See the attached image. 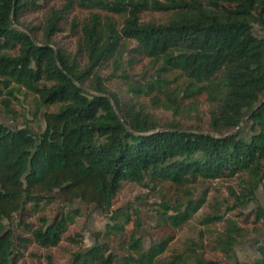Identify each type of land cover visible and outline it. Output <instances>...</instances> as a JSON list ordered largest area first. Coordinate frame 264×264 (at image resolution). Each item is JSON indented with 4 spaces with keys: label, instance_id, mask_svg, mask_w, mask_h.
Here are the masks:
<instances>
[{
    "label": "trees",
    "instance_id": "obj_1",
    "mask_svg": "<svg viewBox=\"0 0 264 264\" xmlns=\"http://www.w3.org/2000/svg\"><path fill=\"white\" fill-rule=\"evenodd\" d=\"M141 59L151 71L137 80ZM0 115L14 122L0 124V264L33 245H80L82 233L67 235L76 202L107 223L72 264H218L192 240L165 256L206 201L194 188L217 180L240 191L201 224L224 223L214 242L234 261L244 230L225 215L264 184V0H0ZM126 184L160 196V242L145 247L137 205L115 208ZM58 203L56 218L28 221ZM252 216L264 225V207ZM255 249L234 264H264V242Z\"/></svg>",
    "mask_w": 264,
    "mask_h": 264
},
{
    "label": "rangeland",
    "instance_id": "obj_2",
    "mask_svg": "<svg viewBox=\"0 0 264 264\" xmlns=\"http://www.w3.org/2000/svg\"><path fill=\"white\" fill-rule=\"evenodd\" d=\"M77 14L81 17L86 12L78 10ZM152 17H159V15L149 14L145 16L147 20L152 19ZM27 20L38 24L40 22V15H29ZM129 45L130 47L135 46L134 43H130ZM150 71L148 61L141 59L132 65L130 73L136 76L137 80H140L144 74H148ZM109 73V70L103 72L104 75H108ZM19 99L23 107L29 108L30 96L19 95ZM15 107L19 111H23V108L20 105H16V103ZM156 114L159 119L164 121L172 120L169 114L161 112H157ZM0 124H6L14 128L12 118L7 116L0 115ZM240 185L239 180L233 182L217 180L197 185L193 190V198L199 203L201 198L206 196V201L199 212L188 223L177 230L175 239L169 244L165 256L171 255L176 250H183L184 245L192 240L202 246V251L208 259H215L218 264H234L236 261L247 262L252 258H258L259 255L255 247L257 242H264V225L262 222L254 223L252 215L258 206L264 207V184L257 190L252 203L242 209L229 212L225 215L226 218L233 219L244 230V238L238 239L234 245V261L227 259L216 248L214 242L217 234L223 232L224 223H218L211 228L201 224L204 216L212 212L217 203L223 205L219 207L221 211L226 209L227 202L232 205L234 199L230 197V189L235 188L239 192ZM129 203L137 205L144 214V227L141 238L143 239L145 247L160 242L162 237L161 231L156 228V211L159 209L161 203L160 196L137 184H126L115 199L114 206L117 208ZM61 205L62 203L45 205L39 214L30 217L28 221L30 223H36L38 217L44 215L52 220L62 212ZM75 208L83 211V216L75 219L74 224L69 227L67 235L74 237L76 234L82 233L83 240L80 245L63 242L59 247L52 249H42L35 245L29 246L18 264H48V256L52 258L53 264H72V256L75 252L92 247L96 243L97 234L104 233L107 219L95 207H87L81 202H76ZM113 250L116 253L119 252L116 246H113Z\"/></svg>",
    "mask_w": 264,
    "mask_h": 264
},
{
    "label": "water",
    "instance_id": "obj_3",
    "mask_svg": "<svg viewBox=\"0 0 264 264\" xmlns=\"http://www.w3.org/2000/svg\"><path fill=\"white\" fill-rule=\"evenodd\" d=\"M12 24H13V23H12ZM13 25H14V24H13ZM240 130H241V128L237 129V130H236V133H238Z\"/></svg>",
    "mask_w": 264,
    "mask_h": 264
}]
</instances>
